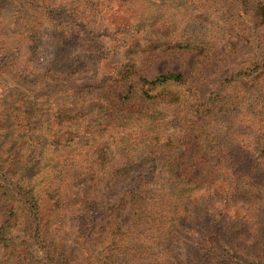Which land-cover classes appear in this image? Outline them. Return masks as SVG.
Listing matches in <instances>:
<instances>
[{
	"label": "trees",
	"instance_id": "obj_1",
	"mask_svg": "<svg viewBox=\"0 0 264 264\" xmlns=\"http://www.w3.org/2000/svg\"><path fill=\"white\" fill-rule=\"evenodd\" d=\"M22 1L11 10V18L24 11L31 14L29 26L22 28L24 39L16 38L20 31L17 24L10 27L0 22V80L21 81L14 87L26 94L31 92L23 84L38 85L41 92L58 102L60 111L53 118L56 132L51 133L56 134H44L51 130L44 119L33 122L26 113L21 115L19 109H12L0 95V129L9 121L11 131L17 134L12 150L5 155L0 153V198L4 203L0 264H70L59 248L51 218L54 214L65 215L73 205L79 211L75 218L76 236L97 250L83 264H111V257L116 255L124 256L126 264H264V54L194 106L196 113L200 111V115L211 118L201 127V134L207 133L204 144L208 142L214 151L208 155L210 166L206 171L214 177L212 183L197 186L188 173L178 171L173 154L174 166L165 171L166 192L157 204L150 206L156 208L148 210L149 215L141 219L138 214L145 199L141 192L154 176V162L151 160V168L108 169L107 144L113 145L107 135L110 131L106 132L110 124L107 122L101 132L89 134L88 130L82 136L71 132L74 127L70 115L74 110L66 109L69 99L81 96L86 103L102 104L101 96L95 95L89 85H75L79 70L69 74L61 70L68 41L64 37V15L72 17L78 1ZM134 1L115 2L122 5ZM144 1L147 4L149 0ZM90 2L86 0V6ZM253 12L257 27L264 25V6L258 4ZM75 26L76 33L82 31L83 27ZM176 36L170 31L151 41L140 36L142 42L135 44L139 49L133 54L182 49L183 44L187 47V41ZM84 40L96 46L93 36ZM115 77L118 83L126 84L121 102L102 104V112L116 121L119 116L125 120V116L154 110L144 126H122L120 134L138 131L133 136V147L128 146L131 149H146L151 142L159 144L163 133L155 116L173 112L191 99L185 77L162 74L149 81L140 77L135 80L130 70ZM237 78L246 80V87L241 92L224 91L223 86L235 79L237 82ZM0 83L5 86L3 81ZM250 92L253 96L244 97ZM136 101L142 102L137 111L130 106ZM15 102L27 109L24 95ZM231 107L241 111L232 124L222 128L212 121L213 111ZM83 129H89L88 123ZM65 169L99 173L100 197L94 199L88 190L80 198L67 201L63 196L67 187ZM217 183L221 185L219 189L215 187ZM125 197L130 198L134 213L131 225L123 229L117 219ZM107 221H111L108 226Z\"/></svg>",
	"mask_w": 264,
	"mask_h": 264
},
{
	"label": "rangeland",
	"instance_id": "obj_2",
	"mask_svg": "<svg viewBox=\"0 0 264 264\" xmlns=\"http://www.w3.org/2000/svg\"><path fill=\"white\" fill-rule=\"evenodd\" d=\"M75 1H78V6L73 11V16L64 15L67 27L64 37L68 41L63 50L66 60L61 66L65 74L79 70V73H75V85H89L95 95L101 96L100 102L104 106L109 103L119 105L126 87V84L118 83L114 79L119 73L130 70L135 80L140 77L148 81L162 74H181L185 77L186 88L192 96L173 112H162L155 116L163 136L160 137L159 144L151 142L146 149L140 150L128 148L133 147V136L138 131L120 134L122 133L120 128L127 125L144 126L149 117L153 116L154 110L147 109L138 115L125 116V120L119 116L116 121H112V117L109 119L102 112L103 105L97 104V101L86 103V99L81 96L68 101L69 106L66 109L74 110L70 115L74 127L71 132L74 135L82 136V133L88 130L89 134L92 131L101 132L107 122L110 124L106 132L110 131L107 135L111 136L113 145L107 144L110 156L106 159V168L111 170L124 166L151 168L153 166L151 160L154 162V176L141 192L145 199L138 216L145 219L150 213L148 210L156 208L150 206L157 204L166 192L168 179L165 171L171 170L174 166L171 160L173 154H176L178 171L188 173L189 178L195 179L197 186L206 182L212 183L214 177L208 176L206 171L210 166L208 155L214 151L208 142L204 144L208 139L207 133L201 134L203 130L201 127L207 125L211 118L200 115V111L196 113L194 106L200 105L218 90L222 83L264 54V25L257 27L253 12L258 4L264 6V0H149L147 4L144 0H135L131 4L122 5L116 3V0H91L87 6L86 0ZM17 2L23 1L0 0L3 13L0 11L2 15L0 22L10 27L17 24L20 31L16 38L21 40L26 37L22 28L29 26L28 18L31 14L24 11L19 17L12 19L11 10ZM75 25L83 27L82 31L76 33L78 28ZM166 31L176 34V38L187 41V47L183 44L182 49L165 52L151 50L140 55L133 54L139 49L135 44L142 42L140 36H145L146 40L151 41L161 39ZM91 36L95 38L93 44L96 46L92 47L85 42L84 39L90 40ZM55 64L56 60L53 65ZM1 81L5 86H0V95H3L12 109H19L21 115L26 113V117L33 122L44 119L51 130L42 133L56 134L51 133L54 131L53 118L58 115L60 109L52 96L41 92L38 85L23 84L24 89L31 92L26 94L18 86L14 87L15 83L21 81L14 78L12 82L3 78ZM234 81L223 86L224 91L231 93L237 89L241 92L246 87V80ZM22 95L26 98L25 110L15 102ZM250 95L253 96L252 92L244 97L249 98ZM141 104V101H136L130 106L137 111L136 107ZM245 105H248L246 100ZM240 112L238 107L213 111L212 121L215 120L224 128L240 117ZM61 116L64 118L65 115ZM87 123L89 129H83ZM16 137L17 134L11 131L7 121L4 129H0V153L4 155L9 153ZM166 139H170L167 141L171 144L166 143ZM63 176L67 180L63 195L67 201L80 198L88 190L94 199L100 197L102 189L97 183L99 173L65 169ZM215 187L219 189L221 185L217 183ZM154 198L155 203L152 202ZM123 202L117 222L124 229L131 225L134 209L129 197H125ZM3 209L4 203L0 198V225L4 222ZM76 210L77 205H73L65 215L54 214L51 220L59 248L66 255L68 262L83 264L86 258L97 250L76 236L75 218L79 214ZM110 222L107 221L106 226ZM111 258V264H126L124 256L116 255Z\"/></svg>",
	"mask_w": 264,
	"mask_h": 264
}]
</instances>
